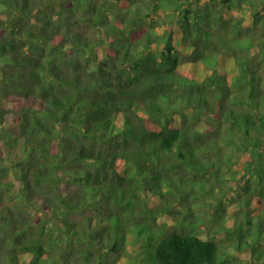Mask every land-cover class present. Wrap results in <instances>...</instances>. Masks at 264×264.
Wrapping results in <instances>:
<instances>
[{
    "label": "trees",
    "instance_id": "1",
    "mask_svg": "<svg viewBox=\"0 0 264 264\" xmlns=\"http://www.w3.org/2000/svg\"><path fill=\"white\" fill-rule=\"evenodd\" d=\"M13 190L39 210L7 205ZM208 196L234 214L226 252L184 220ZM231 256L264 264V0H0V264Z\"/></svg>",
    "mask_w": 264,
    "mask_h": 264
},
{
    "label": "rangeland",
    "instance_id": "2",
    "mask_svg": "<svg viewBox=\"0 0 264 264\" xmlns=\"http://www.w3.org/2000/svg\"><path fill=\"white\" fill-rule=\"evenodd\" d=\"M181 104H184L183 101L180 102ZM6 148L7 149V154H6V150H5V163L9 165V167L12 168L14 173L17 174H25L26 172V166H25V157L28 155L27 153V149H25V145L24 142L21 138H18L15 136V134H12L11 137L8 138L7 143H6ZM140 164L144 167V168H149L150 166L156 167V163L153 160L148 161V159L142 160V162H140ZM81 168L83 169H88L92 172H95L97 170V165L93 164V163H89V162H83ZM135 168L132 167L131 168V172H134ZM16 175V174H15ZM190 179H193V175H189ZM198 181V180H197ZM199 182V181H198ZM166 192H170L171 189H164ZM219 191L216 190V192H214V197H218L219 196ZM27 195V196H26ZM197 195L199 196V194L197 193ZM173 197V196H172ZM200 198V197H199ZM147 200V201H146ZM189 202H194L195 205L191 207V210H193L194 212H192L191 214V218H189V216H187L185 220L186 223H190V221L194 222V228L192 229V233L196 234V235H201L203 237H207V238H212L214 241H216L220 247L221 252L225 251L229 248V246L233 245L234 242L232 240H228L226 238V234L223 230H220V226L224 224V227H226L227 229H232L233 228V223H235L233 219V215H230V211L232 208L229 207V211L226 210V208L229 206L227 205L226 202H223L222 206H219V208H216V199L212 198L211 196L208 197H204L201 198L199 200H193V199H188ZM146 201V202H145ZM6 204L9 205L12 208H18L21 207L27 211H30V208L32 207L33 209H35V211L39 210V206L41 205V200L39 199V197H37L36 195H33L31 193H21L20 190L18 191H10L9 194L6 196V200H5ZM143 202L145 205H147V210L149 209H157V202H153V199L150 196L145 195L143 200L141 201ZM178 205L176 202H174L173 205H171V207H174ZM226 206V208H224ZM231 206V205H230ZM236 207V206H235ZM29 209V210H28ZM225 209V210H223ZM183 210L187 211V208H184ZM137 212L139 211V208L136 210ZM182 210H179L177 208V206L175 207V209H173V214L175 220H179L180 223L183 222V217L181 215H178V212H180ZM182 211V212H185ZM226 211V213L224 212ZM96 210H92V211H87L81 214H77L75 216H73L74 219H76L78 222L83 220L86 217L89 216H93L95 214ZM214 212H216V215H214ZM33 213V212H32ZM31 213V214H32ZM143 214V213H142ZM216 217V218H215ZM222 217H225V221L222 220ZM202 220V221H199ZM191 231V229H190ZM124 248V253H128V255H133V253L138 249L136 246H133L132 248H130L129 246L123 247ZM229 250V249H228ZM146 253V252H145ZM149 253V252H148ZM153 253V257L152 254ZM150 254V257L153 258V260L155 259L154 256V251H152ZM135 255V253H134ZM111 257L115 256V253H110ZM232 257V262L228 263V264H239V262H242L241 259H233ZM136 259V258H135ZM154 264H157L156 262ZM243 264V263H240Z\"/></svg>",
    "mask_w": 264,
    "mask_h": 264
}]
</instances>
